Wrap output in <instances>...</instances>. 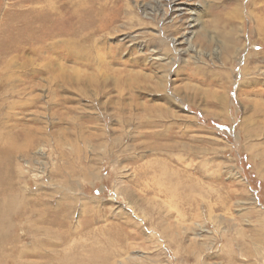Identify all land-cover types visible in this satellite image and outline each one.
<instances>
[{"label": "rangeland", "instance_id": "obj_1", "mask_svg": "<svg viewBox=\"0 0 264 264\" xmlns=\"http://www.w3.org/2000/svg\"><path fill=\"white\" fill-rule=\"evenodd\" d=\"M0 264H264V0H0Z\"/></svg>", "mask_w": 264, "mask_h": 264}]
</instances>
